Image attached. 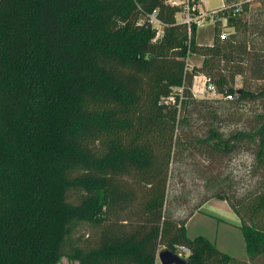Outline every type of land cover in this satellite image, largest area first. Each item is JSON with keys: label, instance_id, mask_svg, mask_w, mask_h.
Masks as SVG:
<instances>
[{"label": "trees", "instance_id": "trees-1", "mask_svg": "<svg viewBox=\"0 0 264 264\" xmlns=\"http://www.w3.org/2000/svg\"><path fill=\"white\" fill-rule=\"evenodd\" d=\"M238 1L199 42L205 26L188 34L163 0H0V264H160L178 246L185 264H264V195L232 207L243 260L166 212L176 126L207 102L191 92L199 73L263 110L254 128L211 126L197 141L210 155L246 141L264 156V0L233 16ZM235 75L262 84L237 91Z\"/></svg>", "mask_w": 264, "mask_h": 264}, {"label": "rangeland", "instance_id": "rangeland-1", "mask_svg": "<svg viewBox=\"0 0 264 264\" xmlns=\"http://www.w3.org/2000/svg\"><path fill=\"white\" fill-rule=\"evenodd\" d=\"M222 3L221 0H208L206 7L215 8ZM259 4V0H250L243 4V8L246 5L252 8ZM248 11L241 13L243 19H246ZM205 25V28L200 29L199 42H204L210 33L206 27L211 24ZM232 29L233 27L228 28ZM209 42L207 39L205 43ZM196 57L189 62L201 66L199 61L202 58ZM197 76L199 81L196 83L201 87L202 76L208 77L209 74L202 72ZM211 80L216 88L214 97L208 93L193 94V84H196L193 80L191 92L194 98L207 102L203 103L204 107L199 101L198 105H190L184 121L176 126L175 148L168 169L166 212L185 222L188 216L195 212L187 222V235L190 238L196 235L205 236L214 242L219 250L243 260L247 255L239 230L241 220L232 207L242 211L248 203L261 201L260 197L264 195V156L259 160L256 156V145L246 141L235 142L231 152L210 155L205 143L198 142L197 139L203 140L208 136L211 126L219 128L218 131L224 134L239 127H256V115L263 110L262 102L260 98L237 102L234 97L226 100L223 97L225 93L220 92L216 79ZM249 81L251 82L248 85H244L242 76L235 75L233 78L229 77L227 85L239 91L243 86L254 90L256 84H262V81ZM210 111L212 113H209ZM196 144L199 146V152ZM208 164L211 166L209 170L206 168ZM57 264L78 263L62 257Z\"/></svg>", "mask_w": 264, "mask_h": 264}, {"label": "built area", "instance_id": "built-area-1", "mask_svg": "<svg viewBox=\"0 0 264 264\" xmlns=\"http://www.w3.org/2000/svg\"><path fill=\"white\" fill-rule=\"evenodd\" d=\"M208 0H163V2L169 5L171 8L176 10L175 20L178 23H182L186 25L188 28V34H190V30L192 27L195 29H200L205 24H213L215 20L218 18V13L222 12L225 8V0H221L223 3L219 7L208 8L206 7V3ZM250 0H240L233 5V13L232 15H236L242 10V6L244 3ZM222 25H226V17H221ZM149 22L153 27L156 28L155 39L162 33V24L159 19L155 16V11L149 16ZM203 80L201 81V87L198 86L196 82L199 80L198 76L194 77L193 84V94L195 93H208L212 97L216 96V88L214 87L212 80L210 77L202 76ZM226 100H231L235 97V93H225L223 96ZM177 255L181 257L187 258L190 254V250L184 246H178L174 251Z\"/></svg>", "mask_w": 264, "mask_h": 264}, {"label": "water", "instance_id": "water-1", "mask_svg": "<svg viewBox=\"0 0 264 264\" xmlns=\"http://www.w3.org/2000/svg\"><path fill=\"white\" fill-rule=\"evenodd\" d=\"M160 264H185L187 258L177 255L170 249L161 250L157 255Z\"/></svg>", "mask_w": 264, "mask_h": 264}, {"label": "crops", "instance_id": "crops-1", "mask_svg": "<svg viewBox=\"0 0 264 264\" xmlns=\"http://www.w3.org/2000/svg\"><path fill=\"white\" fill-rule=\"evenodd\" d=\"M198 209H199V208H198ZM198 209H197V210H198ZM194 214H195V212H194L192 215H194ZM192 215H191V216H192ZM191 216H190V217H191ZM190 217H189V218H190ZM189 218H188V220H189ZM188 220L186 221V225H187ZM186 229H187V228H186ZM196 236H197V235H196ZM194 237H195V236H194Z\"/></svg>", "mask_w": 264, "mask_h": 264}]
</instances>
